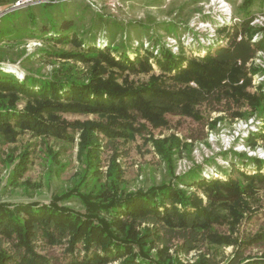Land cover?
Masks as SVG:
<instances>
[{
	"label": "trees",
	"instance_id": "obj_1",
	"mask_svg": "<svg viewBox=\"0 0 264 264\" xmlns=\"http://www.w3.org/2000/svg\"><path fill=\"white\" fill-rule=\"evenodd\" d=\"M253 1L241 2L244 16H236L239 21L216 27L225 36L220 43L211 40L203 52L119 50L112 43L115 34L110 42L97 44V30L78 36L65 14L51 35L58 42L69 39L79 49L50 55L67 63L37 77L17 78L0 69V142L14 143L29 132L73 143L79 132V167L70 185L51 193L48 202L0 200V264H264V252L246 253L264 242V227L233 235L258 211L264 159L230 150L231 164L217 176L202 173L199 164L177 174V158L182 151L189 154L196 139L184 141L175 133L155 137L148 129L167 127L169 115L191 118L210 130L228 118L254 115L264 121V65L252 63L264 55V23H252ZM100 14L99 19L109 16ZM141 74L150 78L138 84L129 79ZM212 112L223 114L212 118ZM64 113L99 119L70 122ZM261 126L263 132L251 131L246 138L251 148L264 140ZM142 133L149 135L168 179L124 191L118 159L125 151L118 143ZM59 154H49L50 162ZM12 161L7 155L5 163ZM30 163L25 148L9 167L8 182L16 184ZM54 172L50 168L48 174ZM58 245L63 246L60 253H51ZM228 246L233 250L224 256L221 249ZM191 252L196 253L193 261Z\"/></svg>",
	"mask_w": 264,
	"mask_h": 264
},
{
	"label": "rangeland",
	"instance_id": "obj_2",
	"mask_svg": "<svg viewBox=\"0 0 264 264\" xmlns=\"http://www.w3.org/2000/svg\"><path fill=\"white\" fill-rule=\"evenodd\" d=\"M106 1L98 0L100 6L96 3L92 6L83 0H67L59 3L57 1L51 4L32 3L11 10L15 1L0 0V69L13 73L17 78L27 75L37 77L46 76L54 67L67 63L63 58L50 55L79 49L69 39L58 42L52 36L56 31V23H59L65 14L66 20L73 21L71 27L75 25L74 29L78 36L86 38L91 29L97 30L96 43L100 44L110 42V36L115 34L112 43L118 46L119 50L148 48L155 54L162 47L173 54L203 52L209 48L211 40L216 38L220 43L221 38L225 36L224 31L216 30L221 24V16L226 18L223 13L231 12L237 17L244 16L243 10L239 7L243 0H121L123 6L113 14L108 13ZM249 12L256 18L264 16V0H254ZM100 13L109 16L99 19ZM42 25H47L48 30L42 31ZM252 63L264 65V58L257 56ZM78 65L81 67V64ZM149 78V74L129 77L135 81V84L144 83ZM257 82L256 78L252 80V87L249 90L253 91ZM23 105L24 102L20 101L18 108H22ZM220 114L223 113L212 112L210 116L213 118ZM62 118L70 122L99 119L93 114L71 113L62 114ZM168 119L167 127L153 130L148 126L151 134L155 137H163L175 133L184 141H190L186 138L189 136L196 139L192 144L191 152L188 154L182 151L177 158V174L186 171L193 164H199L202 173H212L217 176L222 168H228L231 164L230 150L246 152L247 155L258 158L264 157V140H257L255 146L251 148L246 139L251 131L263 132L261 125L264 121L255 118L254 115H250L247 119L228 118L218 122L215 130L202 127L198 122L187 117L169 115ZM205 134L206 137L203 138ZM74 136V142L67 143L61 139L35 137L29 132H24L14 143L0 142V200L10 203L48 202L51 193L70 185L71 176L79 167L76 159L79 132H75ZM148 138V134L142 133L136 134L126 142L118 143L119 148L125 151V154L118 159L124 168V177L120 185L124 191L147 187L152 183H159L161 179H168L164 164L153 151ZM25 148L30 151L31 163L16 184L9 183V167L17 160L18 153ZM56 152L60 154L50 162L49 154ZM9 154L13 156V161L7 165L5 162ZM109 154L110 151L102 153L103 164L107 163ZM236 165L239 166L240 163ZM250 166H245V169L249 170ZM239 167L241 168V165ZM50 168L55 170L51 175L48 174ZM102 169L106 170V166ZM259 198L258 211L250 221L241 222L234 236H241L243 232L249 230L255 232L260 227H264V190L259 192ZM69 204L80 208L75 201ZM220 230L227 233L226 227ZM62 248V245H58L50 252L58 255ZM232 250V246L221 249L224 256H229ZM262 252H264V242L251 247L246 253ZM188 257L193 261L196 259V253L191 252Z\"/></svg>",
	"mask_w": 264,
	"mask_h": 264
},
{
	"label": "built area",
	"instance_id": "obj_3",
	"mask_svg": "<svg viewBox=\"0 0 264 264\" xmlns=\"http://www.w3.org/2000/svg\"><path fill=\"white\" fill-rule=\"evenodd\" d=\"M57 1H66V0H16L12 5L11 10H14L15 8L22 7V6L24 7V6L32 4V3L33 4H40V3H49V2H57ZM83 1H87L92 6H95V3L98 4V6H100V4L98 3V0H83ZM122 6H123V2L121 0H107L106 1V8H107L108 13H110V14L115 13ZM223 14L225 15L226 18H222V16H221V19H220L221 24L224 22L228 23L230 21H233V22L239 21V19L236 16H234L231 12H226ZM252 23L262 25L264 23V16H260L259 18H255ZM259 56L264 58V55L263 56L259 55Z\"/></svg>",
	"mask_w": 264,
	"mask_h": 264
}]
</instances>
